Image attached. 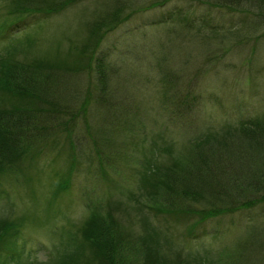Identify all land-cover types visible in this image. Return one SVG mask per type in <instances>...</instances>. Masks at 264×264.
Instances as JSON below:
<instances>
[{
    "label": "rangeland",
    "instance_id": "1",
    "mask_svg": "<svg viewBox=\"0 0 264 264\" xmlns=\"http://www.w3.org/2000/svg\"><path fill=\"white\" fill-rule=\"evenodd\" d=\"M17 2L0 0L1 60L15 54L31 65L67 57L73 46L94 44L92 31L97 27L101 39L92 61L100 58L108 64L109 91L100 107L96 97L102 93L87 70L65 72L67 83L59 78L68 107L79 109L89 92L94 114L87 120L83 115L49 123L52 127L27 155L0 175V221L14 223L21 235L14 248L0 256V264H108L113 257L115 264H149L148 247L156 239L164 256L160 264L178 261L177 253L194 258L203 251L218 260L216 264L238 260L240 243H248L256 227L264 229V187L253 179L264 161L248 151L249 168L237 180H250L243 190L237 186L240 182H232L233 206L196 215L165 208L160 199L165 189L156 176L160 171L152 168L147 179L150 173L144 174L143 164L152 157L163 170L183 162L199 135L221 131L226 121L264 117V9L253 3L244 6L248 14L230 12L211 6L209 0H71L64 8L59 3L58 12L27 15ZM191 7L193 16L208 15L218 36L208 33L210 40L203 41L201 33L186 32L173 22L172 16ZM117 11L120 22L110 30L104 24ZM100 21L104 26H98ZM165 71L180 76L177 84L162 82ZM3 76L1 71L0 79ZM173 94L190 100V108L187 102L173 101ZM111 103L115 107L109 112L105 108ZM186 118L196 120L189 127ZM93 139L100 155L110 156L105 164L96 163ZM153 141L155 149L147 148ZM252 182L255 187L249 191ZM240 199L250 206H238ZM98 222L112 225L107 255L84 238ZM112 244L116 246L111 249ZM221 253L226 256L223 262ZM253 260L264 264V254Z\"/></svg>",
    "mask_w": 264,
    "mask_h": 264
},
{
    "label": "trees",
    "instance_id": "2",
    "mask_svg": "<svg viewBox=\"0 0 264 264\" xmlns=\"http://www.w3.org/2000/svg\"><path fill=\"white\" fill-rule=\"evenodd\" d=\"M32 1H41L44 3L41 6L38 2ZM70 1L18 0L17 5L20 7L19 10L23 12L22 14L48 15L52 12H58L70 4ZM163 1L170 2L171 0ZM180 1H190L191 4H194L198 0ZM209 1L212 2L211 6L243 14H248L244 11V6L248 4L257 3L264 9V0ZM59 3L62 4V8L58 6ZM189 9L185 13L179 11L175 16H172L171 19H173V22L178 21L182 28L186 29V32L195 31L199 35L201 33L203 35V41L210 40L207 37L208 33H214V38L218 36L219 30L216 26L212 25L213 23L210 21L208 15L193 16L194 9L192 7ZM109 16L112 20H108L104 25L110 30H113L120 22L118 19L121 16V11L112 12ZM99 23V27L104 26L101 25L102 21ZM92 39H94L92 40L94 44L82 48L73 46L71 47L73 50L68 52L69 57L67 56L61 59L40 60L33 62L31 65L22 63L23 61H18L15 54L2 58L3 60L0 59V72L2 71L4 75L0 79V175L8 172L9 170L7 169L9 167L12 169L15 161L17 162L22 158L21 155L24 157L27 155L30 146L37 143L44 136L42 133L52 127L50 125V128H48L49 123L59 121L70 122L69 119L75 121L83 115L82 118L87 120L88 114H94L93 111L90 112L94 99H92L89 92L84 97V101L79 109L73 111L68 107L67 95H64L59 87L61 84L59 78L66 79L65 72L71 75H77L87 70L88 78L91 81L93 76L95 82L93 86L99 93H102L101 97H96L98 105L102 107L104 102H107L109 87L106 73L109 70V66L105 63L104 59L96 58L92 61L95 55L96 45L101 39V36L97 34V27L92 31ZM89 47L91 48L88 49ZM15 62L17 63L15 64ZM94 65L95 67L93 68ZM164 74L166 75V71ZM176 77L180 76L175 72L173 75L167 74L162 82L177 84ZM19 80L20 83H18ZM67 81L66 79L64 83H67ZM90 86H92V83ZM177 97L173 94L170 98L173 101H179L180 104L187 102L186 100H178L179 98ZM189 102L185 104V107L190 108ZM112 104H106L108 108L105 109H109V112L113 111L111 109ZM186 120V126L188 125L190 127V123L196 119L191 118V120H188L186 118ZM107 121V119L104 120L105 123ZM221 126V131L201 134L194 141L192 140V146L189 151L187 149V155L182 160L183 162L180 161L174 164L171 163L172 165H166L164 167L165 170L163 169L164 171L159 167V162H156L152 157L149 159V162L146 161L143 164V170L146 169L144 170V174L150 173V176L145 177L147 179L152 178V168L154 172L160 171L158 173L160 175H156L158 177V185L161 190L165 189L160 199L165 201L164 207L168 210L171 209V211L180 213L188 212L194 215L204 214L205 210L208 213L215 209L214 212H223L227 206V208L233 206L232 182H240L237 186L243 190L244 183L250 180L249 178L243 181L237 180V176L243 174L249 168L245 165V161L249 160L246 158L248 151H250V155H258L259 162L261 160L264 161V117L254 115L235 121L234 123L226 121ZM63 131L66 132V129H63ZM93 141L95 143L94 151H97L96 155H98V159L104 157L103 162L101 161L102 159L100 161L97 159L96 163L105 164V162L110 160V156L103 155L102 157L98 150V144H96L97 140L93 139ZM151 146L155 149L156 142L153 141V144L147 148ZM145 148L146 145H144ZM71 155H76V153L73 152ZM258 164H254L253 167H258ZM255 172V178L253 179L259 180V184L264 187V164L260 168H257ZM253 186L254 183L252 182L246 189L250 191ZM241 199L237 204L238 206H250L248 201ZM176 207V210H172ZM96 224L95 229L88 235L89 238H84L88 242V245H92L99 249L102 254L107 255L108 250L105 248V242L109 239L112 240V235L109 234L112 232L110 230L112 225L108 227V223L103 222ZM251 233V237L248 238L249 242H241L237 248V250L242 251L237 256L238 260L229 258L230 256L236 255H227L229 263L224 264H259L253 258H260L264 254V229L261 226L256 227ZM20 237L18 227L14 223L0 221V256L7 250L13 249V246L18 242ZM145 242L146 244L148 243L147 241ZM115 246V244H112L111 249ZM142 249L143 252L144 250L146 251V248ZM159 249L158 239L154 242L151 240V245L148 247L149 264H160L161 261L159 259L164 258V256H160ZM224 253L220 255L221 262L225 260L226 256ZM209 256L212 255H207L204 251L199 252L194 258L190 257V255L184 257L183 254L177 253L176 259L178 261L173 260L171 264H191L192 262H196V264H216L215 261L218 262V260L212 261L209 259ZM111 260L113 262L109 260L107 263L110 264L111 262L115 264L116 259L114 260L113 257ZM127 263L124 260L120 262V264ZM164 264H168V262Z\"/></svg>",
    "mask_w": 264,
    "mask_h": 264
}]
</instances>
